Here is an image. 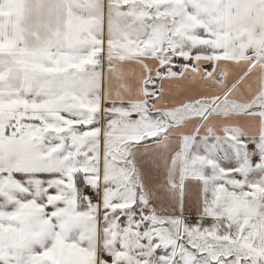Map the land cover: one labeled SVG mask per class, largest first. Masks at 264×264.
<instances>
[{
    "label": "snow or ice",
    "instance_id": "snow-or-ice-1",
    "mask_svg": "<svg viewBox=\"0 0 264 264\" xmlns=\"http://www.w3.org/2000/svg\"><path fill=\"white\" fill-rule=\"evenodd\" d=\"M0 264H264V0H0Z\"/></svg>",
    "mask_w": 264,
    "mask_h": 264
}]
</instances>
